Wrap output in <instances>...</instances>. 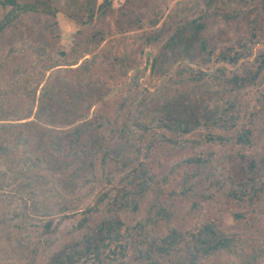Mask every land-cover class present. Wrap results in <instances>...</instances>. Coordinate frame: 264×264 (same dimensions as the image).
<instances>
[{
	"label": "rangeland",
	"instance_id": "rangeland-1",
	"mask_svg": "<svg viewBox=\"0 0 264 264\" xmlns=\"http://www.w3.org/2000/svg\"><path fill=\"white\" fill-rule=\"evenodd\" d=\"M41 1L50 3L53 16L22 14L0 33V147L15 144V130L3 128L13 124L27 150L43 160L39 172L25 173L19 149L10 157L0 149V264H55L73 252L79 256L74 264H90L86 232L76 225L81 212L96 206L93 218L118 223L124 264L186 263L187 233L205 224L235 238L253 264H264V70L242 64L236 75L228 69L196 81L195 69L181 62L196 54V46L186 45L195 23L214 56L248 40L258 44V56L264 47L261 0L217 2L218 12L208 14L207 0ZM233 10L239 15L223 17ZM147 53L156 60L152 73L143 64ZM178 68L185 73L177 75ZM133 95L143 102L130 117L119 106L133 104ZM227 104L239 115L236 130L207 127L217 124ZM125 118L128 131L117 138L110 125ZM161 122L195 130L173 133ZM241 127L250 132L248 147L234 142ZM209 129L228 140L205 142ZM133 171L154 179L141 198L127 177ZM246 181L253 183L241 197L231 191ZM131 199L135 211L124 206ZM63 216L53 236L41 235L47 219ZM170 230L185 241L159 252L152 243ZM240 262L222 256L203 264Z\"/></svg>",
	"mask_w": 264,
	"mask_h": 264
},
{
	"label": "trees",
	"instance_id": "trees-1",
	"mask_svg": "<svg viewBox=\"0 0 264 264\" xmlns=\"http://www.w3.org/2000/svg\"><path fill=\"white\" fill-rule=\"evenodd\" d=\"M219 2V5L226 7L228 4L226 0H207L205 1V14L208 12L217 13L218 10L214 8V3ZM264 4V0H261ZM0 33L12 25V23L20 17L22 14L35 13L42 14L46 16H53L55 14V10L52 8L50 3L47 1L35 0L30 3L20 4L17 0H0ZM248 13V12H247ZM245 14V16L247 15ZM239 15L235 10L233 12H228L226 14H222L224 18H227L228 15ZM196 30L194 34L189 38L190 41H187L186 45L189 46L190 50L193 46H196V54L192 56L191 62H185L184 66L186 69H195L196 75L194 79L196 81H201L205 77L212 75L214 73L223 75V71L235 72V75L238 73V67L242 64L252 63L253 66L256 65L257 73L264 70V47L261 50V53L258 56L253 54V50L257 43L251 42V40L244 41L239 44L237 47L230 48L227 52H220L214 56V50L210 48L209 43L206 40L200 39V33L203 28L202 25L195 23ZM191 24L188 23L183 26H179L176 28L175 34L173 38L186 31V29ZM192 40V41H191ZM193 41H196L197 44H193ZM219 56V57H217ZM217 57V58H216ZM252 58V59H251ZM221 63V66L219 64ZM81 63L80 65H82ZM143 64L144 66H148L149 73H152L156 66L155 58L151 57L150 53L145 54L143 56ZM146 69V68H145ZM180 72L177 73L179 75L181 72L185 73L184 68H178ZM171 70L167 72L169 74ZM176 75V74H175ZM255 77L253 80H250L253 83L256 80ZM237 79L233 80V86L235 87L238 82ZM248 81V80H247ZM141 85V84H140ZM145 91V89H143ZM44 92V91H43ZM142 93H140L141 95ZM128 97V96H127ZM143 102V98L137 99V96L133 95V104L128 105V100L123 102L119 109H124L126 115L132 117L135 112H137ZM135 106L134 110H131V107ZM229 107L231 105L227 104L221 113L218 119L217 124L212 123L211 125H207V127H219L220 123L223 125L222 127L226 130L228 126L231 129L236 130L237 122L239 120V115L235 114L231 111ZM28 117L27 119H29ZM128 118H125L121 124H112L110 125L111 130L114 134H116L117 138H122L124 134L128 131ZM161 127L169 132L177 133L183 135H188L192 133L195 129L194 127L188 126L184 123H176L174 126L167 122H161ZM15 126L13 124H8L7 126H3V128L15 130V144L12 148H6L4 146L0 147L1 153L8 155L11 154L14 150H20V159L26 163V167L21 165V169H24L25 173H33L39 172L40 165H42V158L33 156L29 150L26 148V143L24 138L22 137L21 132H18L16 129H13ZM229 130V129H228ZM210 129L208 133L204 135V141L209 143L216 142H226L228 139L218 136L217 133H210ZM250 132L246 130L244 127H241L240 131H238L237 136L234 138V142L239 146L245 147L250 146L251 138ZM10 157V155H8ZM23 167V168H22ZM131 179L130 183H137V191L135 196L141 198L144 196L147 190L150 189V186L153 184L154 179L146 175L144 171H133L129 176ZM253 182L246 181L243 183H236L231 191L236 195L241 197L242 192L240 190L244 189L245 186H251ZM238 186V188H237ZM262 188L260 187V191ZM252 192H256L255 188H252ZM256 195V194H255ZM126 197V194H124ZM124 206H133V211L137 209L135 200L131 199L129 203H126ZM98 213V207L96 206L92 210L87 209L84 213H80L82 218L78 220L76 225V231L78 232H86L85 233V241L87 242V246H89L88 254L85 255L86 261H89L90 264H124L123 259L125 258L126 251V243L123 242V237L120 233V230L116 229L118 223L112 218L106 219L104 221L96 220L93 218L94 213ZM165 212L162 210L160 212V216L163 217ZM65 216L61 217L60 220L54 222L53 219H47L41 225V235L43 237H51L53 236L59 226L62 223V220L65 219ZM138 227H143L138 224ZM122 241V242H121ZM185 241V238L177 233L174 230H170L168 235L157 241H154L152 244L158 251L165 252L169 249H173L175 244L179 242ZM120 243V244H119ZM121 243H124L122 245ZM119 245L118 247H116ZM118 249V250H116ZM187 252L189 253V257L187 258L186 263L180 264H203L204 261H209L215 258H220L222 256H231L238 257L241 264H253L255 260L252 258L246 257L241 250H239L236 246L235 238L226 237L220 231H218L213 225L205 224L199 228L194 229L192 232L187 233ZM36 252L34 250L31 251V255L35 256ZM144 256V255H143ZM79 256L76 253L71 254H63L61 255L55 264H74L78 261ZM147 259V258H146ZM154 261L151 259H147L143 264H153ZM52 264V263H51Z\"/></svg>",
	"mask_w": 264,
	"mask_h": 264
}]
</instances>
